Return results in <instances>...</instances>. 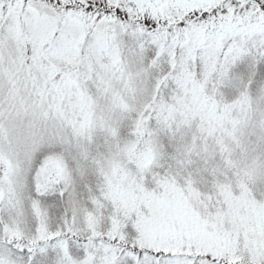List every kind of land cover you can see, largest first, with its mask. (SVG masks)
Returning a JSON list of instances; mask_svg holds the SVG:
<instances>
[{"label":"snow or ice","instance_id":"1","mask_svg":"<svg viewBox=\"0 0 264 264\" xmlns=\"http://www.w3.org/2000/svg\"><path fill=\"white\" fill-rule=\"evenodd\" d=\"M0 264H264V0H0Z\"/></svg>","mask_w":264,"mask_h":264}]
</instances>
